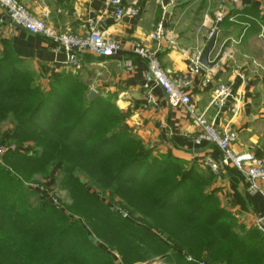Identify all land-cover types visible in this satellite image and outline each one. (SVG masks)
I'll list each match as a JSON object with an SVG mask.
<instances>
[{"label":"trees","instance_id":"1","mask_svg":"<svg viewBox=\"0 0 264 264\" xmlns=\"http://www.w3.org/2000/svg\"><path fill=\"white\" fill-rule=\"evenodd\" d=\"M35 83L4 43L0 147L8 139L17 146L0 161V264H116L112 253L122 264L167 253L172 264H264V241L256 248L249 240L259 237L237 234L193 175L145 150L112 105L88 100L75 83ZM53 170L68 208L32 181Z\"/></svg>","mask_w":264,"mask_h":264},{"label":"crops","instance_id":"2","mask_svg":"<svg viewBox=\"0 0 264 264\" xmlns=\"http://www.w3.org/2000/svg\"><path fill=\"white\" fill-rule=\"evenodd\" d=\"M33 16L43 20L61 34L84 37L94 25L106 37L116 39L121 51L115 58L80 57V68L65 65L66 55L45 37L21 29H10L0 9V51L2 45L20 59L22 69L36 78L41 89L51 81L70 87L73 83L86 89L88 100L112 105L123 119L124 128L138 138L154 157H166L193 175L198 189L213 197L222 219L232 218L236 232L248 237L251 233L264 241V198L260 192L250 194L244 178L231 166L214 174L206 166L208 160L219 161L220 152L205 142L196 143L198 127L184 108H171L163 92L152 85L143 88L147 61L133 54L132 44L139 43L151 51L159 46L156 60L169 76L187 72L190 60L200 55L207 43V34L217 31L209 62L219 57L211 69L192 78L184 92L191 108L204 114L220 131L235 134L230 148L234 154L264 155V0H245L241 5L228 2L214 6L210 0H176L162 10L160 0H122L124 7H133L136 14L115 21L108 0H16ZM221 14L223 20L216 24ZM159 27V43L151 40ZM129 65V69H125ZM209 76L211 86L204 87ZM224 83L233 97L219 110L212 107V88ZM234 109V112H232ZM264 192V184L257 183ZM151 234L161 236L149 230ZM251 235V236H252ZM166 245V239L161 238ZM260 243H255L256 248ZM252 244V245H253ZM175 253H181L178 249ZM164 258L140 264H172ZM116 264H122L113 254ZM189 261V259H188ZM139 264V263H135Z\"/></svg>","mask_w":264,"mask_h":264},{"label":"built area","instance_id":"3","mask_svg":"<svg viewBox=\"0 0 264 264\" xmlns=\"http://www.w3.org/2000/svg\"><path fill=\"white\" fill-rule=\"evenodd\" d=\"M243 1L245 0H220V4L222 5L223 2H228L231 5L237 6L241 5ZM175 2L176 0H160V5L162 10L166 12V8ZM108 4L112 9L115 21H121L126 17H132L136 14L133 7H124L122 0H108ZM0 9L5 13L8 28L21 29L29 34L39 35L50 40L57 49L65 53V65L72 69H78L80 67L79 59L86 53L94 57L115 58L121 51V44L118 40L106 37L104 34L100 33L94 25L90 26L89 31L84 37L61 34L50 28L43 20L33 16L16 0H0ZM222 20L223 16L219 14L215 22L219 24ZM213 32L214 30H211L207 34V40L212 36ZM150 38L152 41L159 43L161 39L159 27ZM158 51V45L154 50L149 51L139 43L132 44L133 54L147 61L143 85V88L148 93L147 98L150 99L149 92L153 85L163 92L171 108H184L199 129L198 135L194 137L195 142L198 144L205 142L213 145L221 154V159L219 161L208 160L206 162V166L210 171L214 174H218L222 167L231 166L247 182V191L250 194L260 192L264 198V192L260 191L257 187L258 182L264 184V155L256 157L246 153L234 154L230 146L235 141V134L230 131L218 130L213 122L206 119L204 114H197L190 106V98L184 90L190 85L192 78L203 71V67L199 64V55H195L191 58L186 73L171 77L159 66L156 60V53ZM126 68L129 69V65H125V69ZM202 84L204 87L211 86V78L206 76ZM232 97V89L226 84L220 83L212 88L210 104L212 107L219 110L223 108ZM232 112H234V109H232ZM15 150L16 147L14 146L8 147L3 145L0 147V156L8 151Z\"/></svg>","mask_w":264,"mask_h":264},{"label":"rangeland","instance_id":"4","mask_svg":"<svg viewBox=\"0 0 264 264\" xmlns=\"http://www.w3.org/2000/svg\"><path fill=\"white\" fill-rule=\"evenodd\" d=\"M209 3L211 6H214L216 3V0H210ZM8 127H9V125L4 124L2 129H1L2 132H4ZM4 144L8 145V147L15 145V143H13L10 139L5 141ZM16 146H17V144L14 147H16ZM2 156H0V161L3 158ZM184 172L185 171H183V173ZM53 178H55V179L53 180ZM59 179H60L59 173L56 170L55 171L53 170L52 171V177H50V179H43L42 177L34 176V178H32V181L34 180V182H37L39 184V187L36 188V191H38V193H40L45 198L51 200L53 203L58 205V207H61V209H64V207L68 208L72 205L71 204L72 199H71L69 192L62 189V187L60 186ZM34 186H36V185H34ZM97 243L99 245H101L102 247L105 246L104 243L100 239L97 240ZM104 248H106V246ZM106 249L113 251L112 247H110V246H107ZM113 254L114 253H112V255Z\"/></svg>","mask_w":264,"mask_h":264},{"label":"water","instance_id":"5","mask_svg":"<svg viewBox=\"0 0 264 264\" xmlns=\"http://www.w3.org/2000/svg\"><path fill=\"white\" fill-rule=\"evenodd\" d=\"M217 36V31H214L212 36L207 40L205 47L202 49L199 55V64L205 69H211L218 62L219 57L215 58L212 62H209L210 54L212 53L215 40ZM93 93H90L88 98H90Z\"/></svg>","mask_w":264,"mask_h":264}]
</instances>
